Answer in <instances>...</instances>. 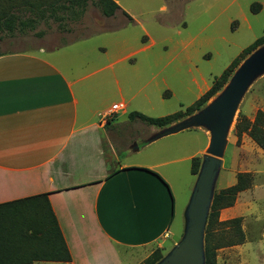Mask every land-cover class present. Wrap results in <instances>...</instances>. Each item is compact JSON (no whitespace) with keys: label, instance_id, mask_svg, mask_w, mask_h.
<instances>
[{"label":"rangeland","instance_id":"374dc122","mask_svg":"<svg viewBox=\"0 0 264 264\" xmlns=\"http://www.w3.org/2000/svg\"><path fill=\"white\" fill-rule=\"evenodd\" d=\"M54 1L0 0V17L4 12L31 18L45 11ZM118 1L135 23H128L122 15L105 17L100 8L89 5L81 18L67 19L63 26L52 19H37L36 29L26 36L0 42V52H33L40 48L52 50L61 47L70 53L68 60L79 65L83 74L87 73L85 55L98 54V47L104 46L109 55L119 57L124 49L136 51L146 46L144 51L126 62L128 64L117 63L114 68L118 80L116 89L121 87L135 95L142 88V92L135 96L126 111L119 112L118 121L109 128V140L105 138V155L112 171L119 163L138 161L139 155L131 154L129 159L126 154L144 145L142 140L146 135L153 136V131L159 130V137L155 133L150 141L168 136L163 134L166 130L208 109L227 90L247 59L264 48V45L259 47L242 60L223 89L191 116L164 128L140 120L130 121L129 114L135 111L158 118L194 104L216 78L240 59L247 47L264 35V0ZM254 5L258 12L252 10ZM259 113L264 115V71L249 83L242 95L220 157L222 166L215 180L214 196L236 185L239 175H248L250 186L238 193L233 206L219 212L213 240L221 247L215 252V264H256V238L262 237L261 232H264V150L251 138L249 130L242 131L255 123L264 129V121L256 122ZM206 132L211 138L206 126L186 129L158 139L148 148L147 154L145 152L148 162L182 158L165 167L172 174L170 180L176 211L170 240L162 247L152 249L149 246L144 250L120 247L113 250L100 245V264L107 261L113 264H146L156 249H161L165 257L176 245L174 242L181 241L187 224L186 213L199 175L191 173V158L199 157L201 170L203 157L209 154ZM185 157L188 158L183 160ZM236 218H241L240 229L244 235L240 244H237L236 227L231 223Z\"/></svg>","mask_w":264,"mask_h":264},{"label":"crops","instance_id":"0c3cea01","mask_svg":"<svg viewBox=\"0 0 264 264\" xmlns=\"http://www.w3.org/2000/svg\"><path fill=\"white\" fill-rule=\"evenodd\" d=\"M56 4L57 0L25 19L3 12L0 23L11 17L14 25L27 21L34 28L13 32L2 28L0 42L34 31L37 19H51ZM123 11L113 17L122 15L135 23ZM145 49H124L117 57L98 47V54L85 55L86 74L61 47L0 52V204L48 195L72 258L34 264H100V245L144 250L170 240L176 211L172 174L165 167L182 158L148 162L145 152L172 134L151 141L159 130L146 135L144 145L126 154L129 159L131 154L139 155L138 161L119 163L113 171L104 150L109 128L119 119V113L112 118L106 115L118 103L126 111L142 92V88L135 95L116 89L114 68ZM209 140L208 135L207 145ZM261 233L256 238V264H264Z\"/></svg>","mask_w":264,"mask_h":264},{"label":"trees","instance_id":"16d2710c","mask_svg":"<svg viewBox=\"0 0 264 264\" xmlns=\"http://www.w3.org/2000/svg\"><path fill=\"white\" fill-rule=\"evenodd\" d=\"M62 1V3H60ZM89 5L100 8L105 17H113L121 10L114 0H57L52 8L49 18L60 26L65 25L67 19L81 18ZM254 5L252 10L258 12ZM130 22L133 19L123 11ZM1 20V19H0ZM14 21L6 18L0 23V30L6 28L9 32L13 30H26L29 22L21 21L18 26ZM264 45V35L247 47L240 59L216 78L212 86L190 107L180 110L174 114L153 118L140 112L129 114L130 121L140 120L157 128H164L185 117L200 111L213 97H215L228 83L233 71L247 56ZM264 121V115L259 113L256 122ZM256 123L242 132H249L251 138L264 150V129ZM191 172L197 175L200 170L201 161L199 157L191 160ZM250 186L248 175H239L236 185L225 188L215 194L210 207L205 235V264H215V252L221 246L214 244V227L217 224L219 212L234 205L238 193ZM236 227L240 244L244 241V235L240 229L241 218L231 221ZM164 257L161 249H156L146 260V264H158ZM71 254L60 230L57 218L50 204L48 195H37L8 203L0 204V264H34L37 262H71Z\"/></svg>","mask_w":264,"mask_h":264},{"label":"water","instance_id":"95a60500","mask_svg":"<svg viewBox=\"0 0 264 264\" xmlns=\"http://www.w3.org/2000/svg\"><path fill=\"white\" fill-rule=\"evenodd\" d=\"M262 71L264 48L257 50L247 59L227 90L208 109L163 133L170 135L193 127L206 126L211 132V138L209 154L203 157L186 213L184 236L158 264H205V226L214 197L215 180L222 166L220 157L226 144L228 129L246 88Z\"/></svg>","mask_w":264,"mask_h":264},{"label":"built area","instance_id":"2783aa9c","mask_svg":"<svg viewBox=\"0 0 264 264\" xmlns=\"http://www.w3.org/2000/svg\"><path fill=\"white\" fill-rule=\"evenodd\" d=\"M125 110V105L123 103H118L112 106V109L109 111V113L106 115V118H112L116 114H118L121 111Z\"/></svg>","mask_w":264,"mask_h":264}]
</instances>
